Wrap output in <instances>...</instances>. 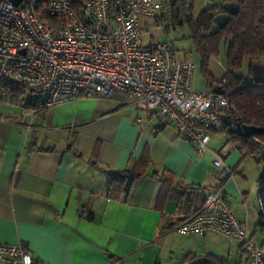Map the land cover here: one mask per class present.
I'll return each instance as SVG.
<instances>
[{
  "label": "crops",
  "instance_id": "obj_1",
  "mask_svg": "<svg viewBox=\"0 0 264 264\" xmlns=\"http://www.w3.org/2000/svg\"><path fill=\"white\" fill-rule=\"evenodd\" d=\"M135 102L116 91L40 114L22 113L19 105L0 113V245L23 244L40 264H186L197 257L227 264L231 249L236 263L237 240L232 247H203L199 241L207 235L222 237L181 234L175 227L219 185L238 220L246 222L238 202L245 183L236 173L251 157L233 143L223 163L235 176L221 179L213 160L228 143L224 134L210 133L208 151L200 155L174 127L148 118ZM143 160L146 173L128 193L108 198L110 174ZM174 233L184 236L183 247L171 241Z\"/></svg>",
  "mask_w": 264,
  "mask_h": 264
},
{
  "label": "built area",
  "instance_id": "obj_2",
  "mask_svg": "<svg viewBox=\"0 0 264 264\" xmlns=\"http://www.w3.org/2000/svg\"><path fill=\"white\" fill-rule=\"evenodd\" d=\"M166 1L21 0L15 6L0 0V76L31 91L30 108H22L29 115L116 91L135 96L138 110L174 127L203 155L210 141L204 128H223L228 101L224 93L192 90V59L175 55L169 41L142 44L139 19L155 21ZM232 146L225 143L214 157L221 179L234 175L223 163ZM175 230L237 240L235 264H264V246L251 242L221 185ZM0 264L40 263L22 244H2Z\"/></svg>",
  "mask_w": 264,
  "mask_h": 264
},
{
  "label": "trees",
  "instance_id": "obj_3",
  "mask_svg": "<svg viewBox=\"0 0 264 264\" xmlns=\"http://www.w3.org/2000/svg\"><path fill=\"white\" fill-rule=\"evenodd\" d=\"M191 1H166L165 7L169 9L174 24L181 25L180 13L192 8L189 5ZM224 2H236L239 7L236 15L229 16V22L224 28H212L214 17L223 12L222 6L217 5L202 10L195 21L192 17H188L185 22L189 27L191 41L200 55L201 67L206 80L210 86L221 85L220 87L223 89L228 101L226 114L232 119L233 125L240 123L253 126L258 130L248 137L231 132L225 124L221 130L211 128H204V130L208 133L224 134L228 143L236 144L240 150H243L246 155L254 157L255 162L262 166L257 181L260 188L257 201L260 207L258 225L264 227V84L256 85L253 81L245 82L243 77L234 75V71L242 68L245 59L253 62L264 57V0H224ZM222 42L226 45L227 73L219 84L214 85L207 72V61L210 55L218 53V47ZM250 69L251 66H249ZM249 72L251 74V70ZM223 81L224 85H222ZM26 90L29 89L0 76V100L8 97L11 99V103L19 105L21 110L22 108L28 110L31 106L29 100L23 105L18 103ZM29 92L31 91L29 90ZM43 111L38 110L35 114H40ZM147 165L148 161L143 160L132 164L128 169L112 172L107 184L106 196L118 200L121 196L126 195L132 183L146 173ZM152 176L160 178L161 182L167 184L171 182V178L162 176V174L153 173ZM23 247L26 248L24 245ZM207 264H226V262L210 259Z\"/></svg>",
  "mask_w": 264,
  "mask_h": 264
},
{
  "label": "rangeland",
  "instance_id": "obj_4",
  "mask_svg": "<svg viewBox=\"0 0 264 264\" xmlns=\"http://www.w3.org/2000/svg\"><path fill=\"white\" fill-rule=\"evenodd\" d=\"M223 3L224 0H192L189 3L192 8L186 9L180 13V26L173 23L169 13V9H167V7H164V9L158 13L155 21L154 18L139 19L140 23L142 24L141 40L143 45H148L152 42L169 41L175 55L190 57L192 59L194 67L191 77V87L195 92H208L211 91L213 86L209 85L203 74V70L201 67V58L191 41L189 27L185 20L188 17H192V19L195 21L197 15L202 10L210 8L213 5L221 6ZM142 21H144L145 24L142 23ZM225 52L226 45L222 42L218 47V53L216 55H210L208 58L207 72L210 75L214 85L219 84L227 73ZM253 64L264 66V57L258 58L253 62H250L249 59H245L242 68L234 71V75L243 77L245 82L252 81V76L249 72L251 69L249 70V66L252 67ZM30 97L31 92H29V90H26L21 96V100L18 103L20 105H23L30 99ZM7 98L8 97L0 100V113L5 114L10 110L16 109V105L12 106L13 104H11V99ZM218 135L220 136L221 134H217V136ZM251 158H247L248 160H244L241 163L243 165L242 169L238 171V174L236 173L237 177L241 176L239 174L240 172L243 174L240 179L243 181V183H245L244 189L242 191V197H244V199L240 198L238 202L240 211H242L244 217V221H246L244 222V224L251 242L257 245H264V227L258 225L260 207L257 201L258 192L260 189L257 181L261 174L262 166L255 162L254 157ZM242 200L244 201V203ZM245 214L247 217H245ZM184 239V236H182L181 234L174 233L172 234L171 241L178 248L183 247V245L185 244ZM204 240L205 243H203ZM204 240L200 239L199 241L200 243H202L201 245L203 247L205 245H211L212 242H218L222 247H225V245H231L230 247H232L234 245V241L232 240L227 241L222 238L209 235H207L206 239ZM177 254L178 252L175 253V256ZM225 258L228 261L227 264H234L235 255L233 249H231L229 254L225 253Z\"/></svg>",
  "mask_w": 264,
  "mask_h": 264
},
{
  "label": "water",
  "instance_id": "obj_5",
  "mask_svg": "<svg viewBox=\"0 0 264 264\" xmlns=\"http://www.w3.org/2000/svg\"><path fill=\"white\" fill-rule=\"evenodd\" d=\"M13 5L17 6L21 0H9ZM223 12L217 14L214 17V24L212 26L213 29H222L226 26L229 22V16H234L238 13L239 7L236 2H224L222 5ZM251 76L252 81L256 85L264 84V66L259 64H253L251 67ZM212 92L214 94H222L223 89L221 87H213ZM222 122L230 128L231 132H237L239 135L242 136H251L253 135L258 129L249 126V125H241L240 123H235L233 125V121L229 115L225 114L220 116ZM186 264H207L206 257H197Z\"/></svg>",
  "mask_w": 264,
  "mask_h": 264
},
{
  "label": "clouds",
  "instance_id": "obj_6",
  "mask_svg": "<svg viewBox=\"0 0 264 264\" xmlns=\"http://www.w3.org/2000/svg\"><path fill=\"white\" fill-rule=\"evenodd\" d=\"M215 87H220V86H215ZM212 89H213V88H212ZM212 89H211V90H212Z\"/></svg>",
  "mask_w": 264,
  "mask_h": 264
}]
</instances>
